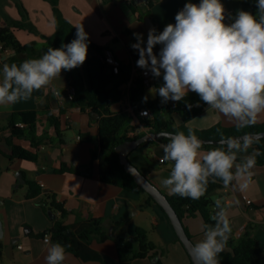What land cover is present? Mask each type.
Listing matches in <instances>:
<instances>
[{
  "label": "crops",
  "instance_id": "crops-1",
  "mask_svg": "<svg viewBox=\"0 0 264 264\" xmlns=\"http://www.w3.org/2000/svg\"><path fill=\"white\" fill-rule=\"evenodd\" d=\"M18 2L26 9L28 21L38 30L32 32L14 28L15 35L22 44L43 43L46 37L55 34L54 9L50 0H0V28L8 25L10 20L22 19ZM187 2L198 3L200 0H60L59 7L72 24L77 27L83 25L91 41L103 47L106 55L112 52L122 64L132 65V77L142 78L143 69L137 66V61L133 58V54L138 53L131 47L137 43L133 33L141 34L146 44L148 31L156 29L159 34L166 25L174 24L176 14ZM221 3L225 12L229 11L234 15L238 10L251 12L244 0H221ZM234 19L232 17V22ZM14 55L12 50L0 51V79L3 64ZM104 65V57L97 50H88L85 63L71 71H62L60 78L42 87L45 91L42 96L32 95L29 99L15 104L0 105V144L9 149L12 144L18 145L36 155L35 160H10L0 154V219L3 220L5 229L4 237L0 239V264H46L48 248L52 243L37 235L51 229L62 218L60 212L49 214L43 208L42 201L50 193L55 194L58 202L63 203L67 209L68 214L64 220L66 225H74L79 219L103 220L110 239L103 242L94 240L92 248L109 262L115 264L119 261L116 238L131 239L136 235L137 229L142 227L149 230L151 240L164 252L162 259L165 264L190 263L189 253L180 242L169 216L160 206L149 204L144 194L130 193L101 180L99 162L92 159V149L96 147L99 136L101 115L93 110L82 111L81 108L73 106L68 90L73 79L82 80L88 87L99 88L103 83ZM131 83L130 81L121 86L124 97L113 103L110 109L113 113L123 111L134 115L125 130L128 135L149 133L130 105ZM156 89L157 86L150 88L152 93L146 90V96L151 100L156 99ZM190 93L193 92L188 94ZM102 102H105V98H102ZM178 103L172 102L170 107L175 109ZM200 103L195 106L198 107L197 104ZM201 107H204L203 111L187 122L179 112H172V117L178 126L186 124L199 130L209 129L217 124L225 127L237 126L235 121L218 110L208 105ZM187 108H182L185 115L190 113L192 105L188 104ZM25 111L37 113V135L42 139L38 147L29 138L13 136L8 128L10 117L16 112ZM51 117L60 118L65 135L64 143H52L51 139L57 137V131L51 123ZM256 122L264 123V113L257 115ZM164 145L166 144L160 141L142 145L139 147L143 148L141 151H137L139 148L135 150L138 152L135 163L143 167L145 175L165 194L173 195L163 186L162 180L168 178L171 172L169 165L174 163L165 165L168 176L157 168L158 165H163L161 159L164 156ZM210 150L213 149L203 146L200 156ZM145 156L152 165L146 163ZM63 164L68 168H75L77 172H59ZM252 171V182L246 190H239L237 185L243 181L237 177L232 185L213 195L212 209L218 211L215 202L219 200L227 210L231 225L229 239L239 238L252 223L256 238L264 246V166H255ZM29 181L37 182L43 193L28 198ZM244 197H248L253 203L249 205ZM183 221L194 243L205 238L204 219L201 215ZM119 222H124V226H117ZM63 264L100 262L83 260L73 253H66ZM132 264L155 262L152 258H144L137 259Z\"/></svg>",
  "mask_w": 264,
  "mask_h": 264
},
{
  "label": "clouds",
  "instance_id": "clouds-1",
  "mask_svg": "<svg viewBox=\"0 0 264 264\" xmlns=\"http://www.w3.org/2000/svg\"><path fill=\"white\" fill-rule=\"evenodd\" d=\"M256 6L258 17L238 10L229 24L221 0L185 3L174 24L166 25L159 34L156 29L148 31L146 44L141 34L133 33L137 43L131 47L139 54L137 66L153 77L162 76L163 86L156 92L164 102H179L193 92L237 127L254 124L257 115L264 113V0H257ZM75 37L60 48L49 47L40 58L19 65L4 63L0 105L27 100L34 91L60 78L62 71L82 66L89 47L82 24L76 27ZM157 45L161 46L158 55L154 52ZM166 135L170 142L163 146V160L174 166L162 184L172 194L198 200L206 193L210 176L226 186L239 177L243 181L237 185L240 191L252 182L258 153L254 150L243 164L235 163L237 152L251 147V137L227 138V152L214 148L201 157L203 142L193 129L187 134ZM215 207V225L206 226L205 238L192 247L194 264H220L219 254L227 246L231 233L228 213L219 200ZM65 257V246L54 243L48 248L46 264H63Z\"/></svg>",
  "mask_w": 264,
  "mask_h": 264
},
{
  "label": "trees",
  "instance_id": "trees-1",
  "mask_svg": "<svg viewBox=\"0 0 264 264\" xmlns=\"http://www.w3.org/2000/svg\"><path fill=\"white\" fill-rule=\"evenodd\" d=\"M54 9V18L56 23V32L51 37H46L45 42H32L29 44H22L15 35L14 28L28 29L32 32H38L36 26L28 21V14L21 3H17L22 19L19 21H8V25L0 28V46L4 50H12L15 52L14 56L8 58L5 63L11 65L16 63L21 64L27 59L40 58L49 47L60 48L62 44L70 43L76 37V27L64 16L59 7L60 0H50ZM249 7L251 13L258 17L257 0H244ZM233 13L230 17H235ZM89 37V36H88ZM88 50H97L103 57L104 62L106 58V50L93 43L89 38ZM134 61H138L139 54H133ZM132 65H125L121 63L120 73H114L112 67L105 63L103 66V83L99 88L88 87L80 79H73L71 86L76 88V94L72 105L81 108L82 111L93 110L96 114L101 115L99 120V136L97 137V145L92 149L93 161L99 162L100 177L105 183L120 187L130 193L144 194L147 196L149 204H157L156 200L147 191L141 187L135 180L134 176L127 172L125 166L121 162V157L116 148L120 144L133 139H138L147 134L142 132L136 135H128L125 133L126 128L134 119V115L127 112L113 113L110 109L111 105L120 101L124 97V91L121 89L123 84L130 81V105L135 114L140 118L149 133L154 132H178L183 131L187 134L188 127L186 124L178 126L175 119L172 117V112H179L184 115V120L187 122L195 115L201 113L204 107H196L195 104L203 102L196 93L187 94L184 101H179L177 107L172 109L170 104L173 102L169 100L168 104H161V97L154 100L146 96V90L141 77H132ZM74 72V71H72ZM159 88L158 84L156 85ZM44 89L34 91L32 95L42 96ZM105 98V102H102ZM204 103V102H203ZM191 104L190 113L185 115L183 106ZM204 105H207L204 103ZM147 110L151 113L150 117L144 118L140 116L141 110ZM188 109V108H187ZM51 123L55 126L57 137L51 139L52 143L65 142V135L61 128V120L57 117H51ZM23 124L24 126H21ZM37 113L35 111H25L14 113L8 123V128L11 130L13 136L29 138L35 146H39L42 139L37 135ZM196 135L203 139L222 140L232 138L240 135L261 133L264 132V123H257L245 127H225L217 124L209 129L199 130L191 128ZM165 144L170 142V138L159 140ZM150 144L156 141L149 142ZM205 147L228 151L227 145H203ZM256 151L255 166H264V138L254 140L251 147L247 151L237 152L236 162L243 164L248 157ZM0 154L7 156L10 160L17 158L35 160L36 155L31 151L18 146L11 145V149L0 144ZM171 161H164L163 165H169ZM59 172H77L75 168H68L66 164L58 170ZM235 172V167L233 168ZM215 181V183H213ZM233 180L232 184L234 183ZM230 184V185H232ZM229 186V185H227ZM28 198H34L43 193L42 187L35 181H29ZM223 181L215 176L209 177V183L206 193L198 200L184 198L179 195H167L171 204L178 212L182 220L186 218H193L201 215L204 219L205 232L206 226L215 225V214L213 211L214 201L213 195L219 190L225 188ZM42 205L47 213L60 212L61 219L48 231L42 233L41 236L46 238L51 237V243H60L65 246L66 253H73L83 260H96L100 264H114L106 260L98 251L92 248L94 240L106 241L110 239L108 231L104 227L103 220L100 218L79 219L74 225H66L64 220L68 214L64 204L58 202L55 194L45 195ZM165 212V210L160 206ZM124 222L117 223V226H124ZM189 236L192 238L189 230L186 228ZM255 227L251 223L248 225L244 234L237 239H228L226 248L219 254L220 264H264V246L261 245L254 233ZM72 231V234H69ZM119 261L115 264H132L137 259L152 258L155 264H165L162 257L164 252L160 250L158 245L151 240L149 230L139 227L136 235L131 238L118 237ZM182 243V241L180 240ZM183 245V243H182ZM184 246V245H183ZM185 247V246H184ZM189 264H194L191 260Z\"/></svg>",
  "mask_w": 264,
  "mask_h": 264
},
{
  "label": "water",
  "instance_id": "water-1",
  "mask_svg": "<svg viewBox=\"0 0 264 264\" xmlns=\"http://www.w3.org/2000/svg\"><path fill=\"white\" fill-rule=\"evenodd\" d=\"M199 3V2H198ZM197 3V4H198ZM149 21V20H148ZM161 46H157L154 48V52L158 55L160 51ZM157 84L159 87L163 86V79L162 76L157 78ZM161 104L165 105L168 104L169 101L164 102L163 98H161ZM204 103L201 102L200 104H197L198 107L203 106ZM166 134H175L174 132H158V133H147L146 135L133 140H128L119 146H117L116 150L119 153L121 157V162L125 166L127 172L132 174L136 180V182L143 187L147 193H149L156 202L165 210L167 215L169 216L176 233L179 237V239L182 241L183 245L185 246L187 252L189 253L191 260L194 263V260L192 258V247L194 246L193 239L189 236L186 227L184 225V221L179 216L178 212L175 210L173 205L171 204L169 198L167 195L156 185L154 184L135 164L132 163L130 160V154L137 150L142 145L152 142V141H159L164 138H170ZM248 136L251 137V139L258 140L261 138H264V132L261 133H251V134H245L240 135L232 138H239ZM202 142L203 145H227V139H224V142L222 143L221 140H211V139H203L198 137ZM5 229H4V222L0 219V239L4 237ZM69 234H72V231H69Z\"/></svg>",
  "mask_w": 264,
  "mask_h": 264
},
{
  "label": "built area",
  "instance_id": "built-area-1",
  "mask_svg": "<svg viewBox=\"0 0 264 264\" xmlns=\"http://www.w3.org/2000/svg\"><path fill=\"white\" fill-rule=\"evenodd\" d=\"M230 14H231V12H229V11L225 12L226 21H228V22H232V18L230 17ZM0 51L7 52L8 50H4L3 46H0ZM105 63L108 64L110 67H112L114 73H117V74L120 73V67H121L122 62L112 52H109L106 55ZM141 75H142L143 83H144L146 88H152V87H155L157 85V78L153 77L151 72L143 69L141 72ZM57 94H59V93L57 92ZM75 94H76V88L70 85V88L68 90V97L71 101L74 100ZM150 115H151V113L145 109L140 111V116H142L144 118H148V117H150ZM21 126H24V125L21 124ZM161 162H164V160L161 159ZM244 199L246 200V202L249 205L253 203V201L251 199H249L248 197H244ZM46 241L51 242V237L47 236Z\"/></svg>",
  "mask_w": 264,
  "mask_h": 264
},
{
  "label": "rangeland",
  "instance_id": "rangeland-1",
  "mask_svg": "<svg viewBox=\"0 0 264 264\" xmlns=\"http://www.w3.org/2000/svg\"><path fill=\"white\" fill-rule=\"evenodd\" d=\"M152 90H150V88H147V92L148 93H152L151 92ZM143 148H139L137 151L139 152V151H141ZM137 151H135V152H133L131 155H130V160L136 165V166H138L139 168H140V170H142V172L144 173V171H143V167L141 166V165H138L137 163H135L136 161H135V157H136V155H137ZM145 160L147 161L146 163L148 164V165H152V162L151 161H149L148 159H147V157L145 156ZM173 164H170L169 165V168L172 170V168H173ZM157 168L163 173V171H164V173H165V175H167L168 176V174L165 172V168H167L165 165H158L157 166ZM164 169V170H163ZM158 170V171H159ZM144 174H146V173H144ZM147 176V175H146ZM169 177V176H168ZM149 178V177H148ZM150 179V178H149ZM151 180V179H150ZM152 181V180H151ZM153 182V181H152ZM154 183V182H153ZM155 184V183H154ZM158 186V185H157Z\"/></svg>",
  "mask_w": 264,
  "mask_h": 264
}]
</instances>
